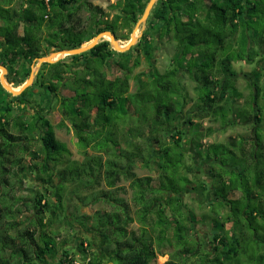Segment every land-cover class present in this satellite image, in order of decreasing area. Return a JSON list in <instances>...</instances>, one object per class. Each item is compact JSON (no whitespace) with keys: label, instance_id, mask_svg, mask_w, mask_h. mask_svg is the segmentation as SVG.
Instances as JSON below:
<instances>
[{"label":"trees","instance_id":"16d2710c","mask_svg":"<svg viewBox=\"0 0 264 264\" xmlns=\"http://www.w3.org/2000/svg\"><path fill=\"white\" fill-rule=\"evenodd\" d=\"M148 1L119 0L107 14L88 0H0V65L10 72L22 61L27 78L37 58L78 48L103 31L128 40L129 30L118 32L136 23ZM146 23L129 51L116 52L104 40L42 64L18 96L0 85V264H156L165 255L162 264H230L241 247L264 245V237L255 239L264 234V0H158ZM163 25L175 43L172 64L163 73L132 75L140 64L134 51L152 66L157 45L149 30L162 37ZM236 62L253 65L243 75L246 94L235 87ZM109 63L118 70L111 77ZM180 70L197 92L185 127ZM7 78L14 88L26 80ZM64 89L72 96L61 95ZM43 104L56 105L58 123L42 114ZM207 119L218 126L203 127ZM236 126L248 127L250 136L204 148L203 138ZM55 128L72 130L81 160ZM194 136L210 182L186 162ZM138 163L156 177L137 176ZM28 174L36 188L24 194L20 183ZM101 183L106 189L95 193ZM87 189L89 203L111 210L81 213ZM128 191L129 200L120 197ZM186 193L198 195L207 212L197 215L184 203ZM198 221L209 228L196 238ZM69 226L65 235L58 230ZM256 255L251 262H264V249Z\"/></svg>","mask_w":264,"mask_h":264},{"label":"rangeland","instance_id":"374dc122","mask_svg":"<svg viewBox=\"0 0 264 264\" xmlns=\"http://www.w3.org/2000/svg\"><path fill=\"white\" fill-rule=\"evenodd\" d=\"M117 1H119V0H88V2H90L92 5L99 6V7L103 8L107 14L110 10L108 8V6L116 4ZM111 12H113V11H111ZM85 15H87V14L86 13L82 14V16H85ZM140 17L137 19V21L140 19ZM111 18H113V13H109V15H108V20H110ZM137 21H136V23H137ZM136 23L134 25L130 26L128 29L120 30V32H118L119 35L120 36H122L123 34L126 35L128 33V30H129L130 33L128 36L130 37V34L133 32V30L138 28V27H135ZM146 29H148L147 23H145V25H144L142 35L144 34V31H146ZM161 29L165 32V35H163L162 37L160 35L157 36L155 31L153 32V31L149 30V32L151 33V37L150 36L149 37L151 38L153 44L157 45L156 50L154 51V57L151 59L152 66L149 67L148 62L142 57L141 53L138 50H137L138 52L134 51L133 56L139 57L140 64H139V66H137L136 68H134L132 70V75H136L140 72H149V70L151 72L157 70L158 72L163 73L169 68L170 64H172L171 61H172V59L176 53L175 43L171 39V34L168 35L169 34V32H168L169 28L167 26L163 25V26L159 27V30H161ZM135 34L137 35L138 41H139L142 37V35L140 37L141 31L139 30V32H136ZM118 41L120 43L127 42V40H120V39ZM24 65H26V64H24L22 61H16L15 63H13L11 65L12 66L11 71L9 72L7 70V74H6L7 81H8L7 76L13 80L25 79L26 73H25L24 69H22V66H24ZM34 66H35V62H33L29 67L30 72ZM234 68L242 74V75H240L239 79L236 80L235 87L237 89H239L240 91H242L244 94H246L247 91H246L245 86H246L247 81L245 80L243 75L249 74L252 69H251L250 65H248L246 63H242V62L235 63ZM114 69L115 68L113 67V64H111V63H109V65L106 66V73L109 77H111L112 74H114V75L117 74L116 71H118V70L117 69L114 70ZM179 74L181 77L180 85L182 87V91L188 97L187 98V104H186L185 110H184V115L181 117L182 119L179 122V124L182 127H185L187 125L185 123V121H186V117H188L187 116L188 112L193 114L195 111V110H193V107H194V104H195V101L197 98V92L195 90V83L193 81H191L190 76L188 75V72L184 71V70H180ZM27 78H26V80H27ZM8 83H9V81H8ZM9 84L11 85V87H13L11 83H9ZM16 88H18V87H16ZM130 90L134 91L133 81H130ZM60 94L63 96H67V97L72 96V93L69 92L68 90H65V89L61 90ZM52 99H53L52 96H50V95L47 96V101L52 102ZM43 105H44L43 106L44 110L43 109L40 110L42 112V114H44L52 124L58 123L61 120V115H60V112L57 110L56 105L52 109L49 108L48 104L46 105V107H45V104H43ZM197 111H198V109H196V112ZM193 121H194V123L197 122V120H195V119ZM202 126L203 127H208V126L217 127L218 125H216V123L215 124L212 123V121H209L207 119V120L203 121ZM54 132H55V137L59 141H61L62 143H65L67 145V147L70 149L73 158L81 160L82 157L79 154L78 148L75 145V137H74L72 130L67 129V128H55ZM250 134L251 133L249 131V128L246 126L229 127L224 132L217 131L211 137L203 138L201 140V142H202L204 148L205 149L209 148V151H210L212 149L210 147V146H212V144L226 141L229 136H236V137L243 136V137H245L247 135L250 136ZM185 138H186V141L188 142L189 135L187 134V137H185ZM192 139H194V141H196V142L199 141L198 139L197 140L195 139V136L192 137ZM194 144H198V142L197 143L194 142L191 144L189 143V145H186V147L188 148V155H189L186 158V162H187V164H190V165L195 167L196 172H197L196 175L199 179L206 180L207 182H210L209 178L207 177V175L209 173L208 172L209 161L205 159L203 152H201V154H202L201 156H198L194 152L197 148V146H195ZM37 146H38V144L36 143L34 146V150L36 149ZM27 159H28V156H25V162H27ZM133 171L137 174V176L150 175L154 178L156 177L155 173H151L147 169H144L141 166V164H139V163L136 165V167L134 168ZM188 177L192 178L191 175H188ZM20 185L22 186V192L24 194H26V193L29 194V192L26 190L27 187H28V189H30L31 192L33 191L32 189L36 188V183H35L33 177H31V175H29V174L27 175V177L22 178ZM127 185H128V182H121L118 184V186H120V187H122V186L127 187ZM105 189H106V187L101 183V184H97L96 186L94 185V188L92 190L93 191L95 190L94 192L96 193L97 191H102ZM90 193H91L90 189H87V191L83 192L80 197H83L86 195L88 196ZM121 196L127 200H129V197H131L129 191L127 192V194H121L120 197ZM88 197L90 199L85 200V202H84L85 204L82 205L81 210H80L81 213L91 215L95 211H110L111 210L109 205L106 204L105 202L100 201V202H97L95 204L89 203V201L91 200V196H88ZM208 197H209V194H208ZM197 198H198V195H196V194L191 195L190 193H186L183 196L184 203H186L191 209H193L197 215L201 214V212L206 213L207 209L205 210V209H202L201 207H199L200 204L198 203V201L195 200ZM68 203L74 205V204H78V201L76 199H72V200H68ZM199 222L200 221H198V224H196V226H195V229L200 231L199 233L195 234L196 238L198 237V235L201 236V233L208 231L207 229L209 228L207 225H206V227H204L203 225H205V224L200 225ZM205 223L208 224V222H205ZM57 227H59V226L57 225ZM131 227L136 228V225H131ZM69 228H71V227L70 226L68 228L62 227L58 230L61 232V234L65 235L68 233ZM72 230L75 231L74 236H73V239H74L73 241L78 240L77 235H79V231L77 230L76 227L72 228ZM257 236L258 237L255 238L256 240H258L259 237L262 240V238L264 237V234L261 232H258ZM205 239H207V237H205ZM259 245H260L259 250H258V244H256V245L252 244L250 247L249 246L244 247V248L241 247V255L237 259L231 261L230 264H264L263 260H260V258H258L256 261L254 260V262L250 261V258L253 259L254 256L258 252H260V251H262V249H264V245H262V243ZM248 256H249V260H248ZM77 258H78V255H76V259ZM167 258H168L167 255H165L163 257H158L156 259V264H162L164 261H166Z\"/></svg>","mask_w":264,"mask_h":264},{"label":"water","instance_id":"95a60500","mask_svg":"<svg viewBox=\"0 0 264 264\" xmlns=\"http://www.w3.org/2000/svg\"><path fill=\"white\" fill-rule=\"evenodd\" d=\"M157 1L158 0H149L148 1L140 19L137 21V23L135 25V27H138V32H139V30L141 31L140 37L142 35L144 25H145L149 15H150V12H151L152 8L154 7V5L156 4ZM104 34L108 35L110 37L108 42H109L111 49L116 51V52H119V53L129 51L130 48L138 42V37H136V40H134V37L132 36V33H131L126 47L124 49H118V47L116 46V42L118 40H116L115 36L109 31H104V32H101L98 35H96L90 41L81 44L80 47H78V48L55 51V52L49 53L46 56L37 58L35 60V66L31 69V73H30L28 79L20 87H18L17 91H14V89L8 83V81L5 77V75L7 74V70L5 69V67L0 65V70H1L0 85L2 86V88L5 91L10 93L12 96H18L25 89H27L28 87H30L32 85V83L35 79V76L37 75L42 64H44V63L53 64V63H56L57 61L65 58L67 56H74V55H79V54L85 53V52L91 50L92 48H94L100 42L104 41L103 36H102ZM58 54H60L61 56L57 57L56 55H58Z\"/></svg>","mask_w":264,"mask_h":264},{"label":"bare ground","instance_id":"6f19581e","mask_svg":"<svg viewBox=\"0 0 264 264\" xmlns=\"http://www.w3.org/2000/svg\"><path fill=\"white\" fill-rule=\"evenodd\" d=\"M104 32V31H103ZM136 32H138V28L137 29H134L133 30V32H132V36L134 37V40H136V37H137V35L135 34ZM103 36V39L105 40V41H109V39H110V37L108 36V35H102ZM128 41H129V39L127 40V42H125V43H120L119 41H117L116 42V46L118 47V49H124L125 47H126V45H127V43H128ZM52 53V52H51ZM57 57H60L61 55L60 54H58V55H56ZM64 59V58H63ZM62 60V59H61ZM35 62V61H34ZM2 66V65H1ZM4 67V66H3ZM41 68V67H40ZM6 69V68H5ZM7 70V69H6ZM40 70V69H39ZM0 73H1V70H0ZM31 73V72H30ZM30 75V74H29ZM5 77H6V75H5ZM29 77V76H28ZM36 77V76H35ZM28 79V78H27ZM25 82V81H24ZM34 82V81H33ZM33 84V83H32ZM13 89H14V91H17V89L18 88H14V87H12Z\"/></svg>","mask_w":264,"mask_h":264},{"label":"crops","instance_id":"0c3cea01","mask_svg":"<svg viewBox=\"0 0 264 264\" xmlns=\"http://www.w3.org/2000/svg\"><path fill=\"white\" fill-rule=\"evenodd\" d=\"M236 63H239V62H236ZM242 63H245V62H242ZM246 64L250 65L251 69H253V65H252L251 63H246ZM238 72H239V71H238ZM239 74L242 75L240 72H239ZM167 259H168V258H167ZM167 259H166V260H167ZM164 262H165V261H164ZM164 262H163V263H164Z\"/></svg>","mask_w":264,"mask_h":264},{"label":"built area","instance_id":"2783aa9c","mask_svg":"<svg viewBox=\"0 0 264 264\" xmlns=\"http://www.w3.org/2000/svg\"><path fill=\"white\" fill-rule=\"evenodd\" d=\"M75 264H86V262H75Z\"/></svg>","mask_w":264,"mask_h":264}]
</instances>
